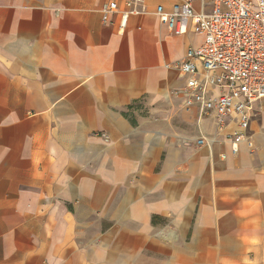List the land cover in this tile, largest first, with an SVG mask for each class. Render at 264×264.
I'll return each mask as SVG.
<instances>
[{
  "label": "crops",
  "instance_id": "crops-1",
  "mask_svg": "<svg viewBox=\"0 0 264 264\" xmlns=\"http://www.w3.org/2000/svg\"><path fill=\"white\" fill-rule=\"evenodd\" d=\"M108 1L0 0V264H264V102L233 154L172 94L181 0Z\"/></svg>",
  "mask_w": 264,
  "mask_h": 264
},
{
  "label": "built area",
  "instance_id": "built-area-1",
  "mask_svg": "<svg viewBox=\"0 0 264 264\" xmlns=\"http://www.w3.org/2000/svg\"><path fill=\"white\" fill-rule=\"evenodd\" d=\"M191 1L181 0L169 11L155 7L159 22L173 34L202 37L173 64L184 84L172 94L181 97L182 110L211 118L218 131L232 124L226 141L236 154L241 143L252 147L247 130L255 103L264 102V0H213L206 14L195 13ZM143 11L142 0H122L121 6L111 0L100 7L101 20L117 15L120 28ZM212 143L206 137L196 140L197 146Z\"/></svg>",
  "mask_w": 264,
  "mask_h": 264
},
{
  "label": "rangeland",
  "instance_id": "rangeland-1",
  "mask_svg": "<svg viewBox=\"0 0 264 264\" xmlns=\"http://www.w3.org/2000/svg\"><path fill=\"white\" fill-rule=\"evenodd\" d=\"M194 131V130H193ZM195 135V134H194Z\"/></svg>",
  "mask_w": 264,
  "mask_h": 264
}]
</instances>
